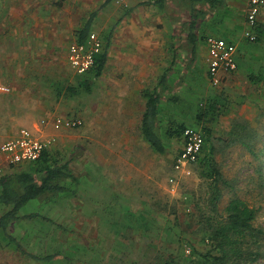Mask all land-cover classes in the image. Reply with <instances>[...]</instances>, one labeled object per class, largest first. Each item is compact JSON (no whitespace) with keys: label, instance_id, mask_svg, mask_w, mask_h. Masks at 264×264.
<instances>
[{"label":"rangeland","instance_id":"374dc122","mask_svg":"<svg viewBox=\"0 0 264 264\" xmlns=\"http://www.w3.org/2000/svg\"><path fill=\"white\" fill-rule=\"evenodd\" d=\"M134 1L133 5L124 6L117 0H83L80 4L83 3L84 7L69 8L67 12L68 30L83 25L95 13L94 27L97 29L93 28L91 32L99 33L104 41L110 35L108 68L106 77L101 79L94 80L95 73L91 70L81 81L71 71L67 50L75 39H66L64 47L56 50L58 60L50 55L29 58L10 56L8 53L16 50H7L3 54L0 47V85L10 87V92L0 90V146L21 129H29L27 124L20 123L18 132L8 136V108L10 103L17 106L14 102L23 100L21 74L24 72L2 69L7 67V63H16L19 59H23L26 65H36L40 77H47L43 79L48 87H43L45 91L54 94L59 90L67 100L78 101L76 109L79 111L64 116L79 118L83 122L80 127L62 129L58 135L44 138L48 140L46 149L53 160L71 161L73 172L79 177L76 194L50 201L37 199L29 202L21 210V215L38 212L50 220L22 219L17 222L10 230L23 250L0 238V264H146L145 261H152V253L166 255L178 264H193L191 261L198 252H206L215 245L212 227L207 222L209 216L222 220L228 203L235 196L258 209L255 224L264 228V8L259 17L262 31H257L254 41L249 38L247 0H222L221 3H226L228 8L222 7L220 13L198 20L195 61L190 55L191 48H180L185 56L179 58L183 59L187 71L173 67L177 70L174 87L177 99L167 104L168 112L159 123L162 134L166 131V123L172 120L176 124L183 122L187 127L209 130V140L215 146V159L229 182V185L222 186L223 193L214 212L209 201L212 193L210 179L202 172L199 162L183 170L174 169L183 146L182 137L172 139L169 152L165 155L154 151L146 141L134 144L139 147L137 152H110L104 148V137L112 131L114 123L110 117L118 108L113 97V67L114 32L120 30V17L125 21L122 22L125 33L134 32L135 39L142 32H169L172 38L175 34L181 37L184 33L187 37V31H190L189 24L184 22L191 19L187 12L191 6L187 3L170 2L166 14H162L159 7L152 8L139 0ZM174 12L179 13L178 18L173 15ZM210 36L235 43L240 66L246 69L248 76L259 75L262 79L252 82L246 77L237 79L233 76L228 82L214 85L208 75L209 56L205 49V39ZM62 64L72 73L57 75L56 66ZM243 72L240 67V74ZM30 74L33 75V72ZM84 81L90 86L88 98L91 101L94 99V107L91 106L89 112L97 113L100 106L108 116L104 121L110 123V129H104L102 135L98 134L97 121L93 119L89 120L94 123L91 124L93 132L90 137L85 134L87 122L80 108L88 91L79 88L84 87L79 84L82 82L85 85ZM166 82L170 86L174 83L171 80ZM70 88H77L74 96ZM99 93L104 98L100 105L96 103ZM214 102L220 108L217 114L209 110ZM141 111L142 108L140 114ZM202 111L204 117L199 118L198 114ZM237 119L247 121L254 130L252 150L241 142L229 144L224 140ZM99 155L106 164L102 160L99 162ZM101 162L104 169L99 168ZM6 172V169L0 171V175ZM1 210L4 209H0V214ZM57 251L66 256L45 261L31 257V254L43 257ZM252 264H264V256Z\"/></svg>","mask_w":264,"mask_h":264},{"label":"crops","instance_id":"0c3cea01","mask_svg":"<svg viewBox=\"0 0 264 264\" xmlns=\"http://www.w3.org/2000/svg\"><path fill=\"white\" fill-rule=\"evenodd\" d=\"M80 1L83 2V0H0V32L2 33V37H0V47L3 48L2 53L5 54L7 50L13 49L16 50V52H10L8 55L23 58L44 57L50 55L56 56L58 60L59 53L56 52V50L60 47H64L66 39H75L77 41L76 32L87 21L86 20L83 25L72 28L71 30H68L67 28V23H70L67 21V12H69V8L79 7L80 5L84 7V4H80ZM157 1L158 0H139V2H144V5H150L152 8L153 6L159 7L162 14H166L165 11L167 10L170 2H174V4L179 2L177 0H166L165 5H163ZM117 2H120L119 4H123L124 6L133 5L135 3L134 0H126L125 2L117 0ZM221 2L215 7H210L203 3H197L190 9H187V12L191 16L194 11L197 17L195 19H197L198 23V20L201 18L205 19L206 15L220 13V9L222 7H229L226 3L222 4ZM188 6L190 7V5ZM185 12L186 11H181L182 14H187V12ZM69 15H73L72 11H70ZM173 15L178 18L179 13L174 12ZM190 21L191 19H187L184 22L189 24ZM122 22L125 21H122V17H120V30L114 32L116 44L114 45L113 97L117 101L118 108L115 110V114L110 117V119L113 118L114 123L111 125V128L113 127L112 131L104 137V148L110 152H117V150H120L121 152H137L139 151V147L134 146V144H144L146 141L151 146V144L144 138L141 131L142 117L146 107V97L144 92L146 90L154 91L155 89H159V94H161V110L160 115L157 118V131L167 144L168 153L172 139L174 138H168L167 134H162L159 123L162 122L165 118L164 115L168 112L166 108L167 104L175 102L177 99V97L174 96V87L176 86L175 83L177 81L175 80L177 70L173 67H178V70L182 69L183 71H187L185 70L183 59L179 58V56H185V52L182 53L180 48L184 46L185 49L186 47L188 49L191 48L190 55L194 58L197 53L196 45H198V37L196 38L195 36L193 39L189 38L190 31H187V37L186 33H184L185 35L181 37H178L179 35L175 34L172 38L170 37L171 33L169 34V32L160 33L152 31L150 34L147 32L138 33V37L135 39V33L133 31L132 32L134 34L125 33L122 28ZM93 28L97 29L96 26L94 27V20L92 23V30ZM99 36L102 41L101 52H104L105 49H107L109 58L110 35L105 37V41L100 34ZM230 40L234 41L231 38ZM205 49L206 53H208L206 39ZM170 56H172V59ZM238 57L239 53L237 49V63L239 61ZM108 58L102 73L100 75L95 74L94 80L106 77ZM23 62V59H19L16 63H7V67L2 69L3 71L24 72L23 75L21 74L23 77L22 82L24 87V95H22L23 100L14 102V104H18L17 106L12 105L9 102L10 106L8 108V118L10 124L8 136L14 135L18 132L20 123L27 124L29 130L34 135L42 139L47 138L51 134L58 135L64 128L56 129L54 127L53 123L55 118L61 116L65 117V114L71 112H78L79 110L76 109V104H79V102L72 99L67 100L62 92L59 93V90H57L54 94L49 90L45 91L43 87L45 88L47 86L45 85L43 79L47 77H40V73L36 65H26ZM68 65L74 75H76L75 77L81 78V81L84 79L83 76L90 72L88 71L85 74L79 75L74 71L69 62ZM240 67L244 70L243 74H240ZM71 71L69 68L67 71L63 64L57 65L55 69L57 75L60 76H65L67 72H70L69 74H71ZM32 72L33 75L30 74ZM92 72H94V70ZM164 76L166 77L164 78ZM220 76L221 81L226 82H228L233 76L237 79L241 76L244 79L246 77L252 82L254 79L253 74L248 76L246 74V69L240 66L239 63L235 71H222ZM257 77H259V75H257ZM165 80H171L174 83L170 86L167 85ZM161 81H165L163 85H161ZM79 84L84 86L79 87L81 90H85L86 92L88 91L87 98L82 102V107L80 108L81 115L87 122L85 134L90 137V134L93 132L91 131V129H93L91 124L95 120L97 121L96 125H98V134L102 135L105 132L104 129H110V123H106L104 121L107 119L105 117H108L107 113H103L100 106L98 107L97 113L89 112L91 106L94 107V99L91 101L88 98L90 93L89 83L85 82L84 85V83L80 82ZM165 84L166 89L164 87ZM69 90L71 91L72 96H74L77 92V88H70ZM171 93L172 95H170ZM106 94L107 93H104V95ZM101 95L102 94L99 93L96 100L98 105H100L101 101L104 100ZM15 106L20 108L17 109ZM141 108L142 111L140 114ZM90 119H93V121L90 122ZM45 120L47 121L45 122ZM172 123L176 124V121L172 120L166 123V129L170 127L172 128L173 125H175H172ZM64 138L66 137L64 136ZM152 149L154 150L153 147ZM98 158L100 159L99 162L102 160L106 164V161L102 159L103 157L101 155H99ZM31 162L34 161L23 162L22 164H17L20 166L13 165L11 167L10 165L12 164L9 163L6 156H2L0 158V169L1 171L6 169L8 172L18 171L27 167V163L29 164ZM103 162H101V166H99V168H103ZM104 167L105 169L108 168L110 170V168L106 167V165H104ZM109 173L110 172H108V174ZM113 174L114 173L111 175Z\"/></svg>","mask_w":264,"mask_h":264},{"label":"trees","instance_id":"16d2710c","mask_svg":"<svg viewBox=\"0 0 264 264\" xmlns=\"http://www.w3.org/2000/svg\"><path fill=\"white\" fill-rule=\"evenodd\" d=\"M166 0H158L160 4L165 5ZM184 2L191 7L197 3H203L210 7L219 5L221 0H177ZM95 13L86 21V23L76 32L78 42H84L92 31V23ZM197 18L195 12H192L191 21L189 23L190 36L195 37ZM258 32H261L259 21L257 26ZM258 40V39H257ZM108 58V51L97 54L93 67L96 75H100L104 69ZM253 81L262 79L261 76L253 75ZM166 76H164L165 78ZM166 81V80H165ZM165 81H161V85ZM166 89V84H165ZM160 90H146V107L141 122V131L144 138L159 154H166L168 146L158 134V116L161 110V94ZM213 114L219 113V106L211 103L210 108ZM199 118L204 117V112L198 114ZM175 123H172V125ZM187 127L185 123H178L171 128H167L165 134L168 138L179 137L183 139L184 129ZM205 136L204 151L198 163L202 167L204 175L210 179L211 196L209 198L212 211H217V204L220 200L223 190L222 186L229 185L224 174L215 159L214 142L209 140V130L203 128ZM254 136V130L250 128L247 121L237 119L232 128L227 132L224 139L229 144L241 142L250 150L251 138ZM222 139V141H224ZM224 141V142H225ZM16 165V164H12ZM205 170V172L203 171ZM79 177L76 176L71 167V161L59 162L53 160L48 149H45L41 157L31 163H27V167L13 172H6L0 175V209L4 211L0 214V237L8 241V243L19 250H23V246L15 238L11 228L22 219H45L50 220L38 212L21 215V210L32 200L50 201L56 198H62L69 195H75ZM75 188V189H74ZM258 209L251 206L246 200L235 196L226 207L225 216L222 220H217L213 216H209L212 241L215 242L213 247L206 252H198L193 257V264H252L259 258L264 256V228L255 224ZM53 222V221H51ZM60 256H66L61 251L47 255L38 256L31 254V257L45 261L57 259ZM150 258L152 261H145L146 264H178L175 259H168L165 256L152 253Z\"/></svg>","mask_w":264,"mask_h":264},{"label":"built area","instance_id":"2783aa9c","mask_svg":"<svg viewBox=\"0 0 264 264\" xmlns=\"http://www.w3.org/2000/svg\"><path fill=\"white\" fill-rule=\"evenodd\" d=\"M125 2L126 0H121ZM264 8V0H247L246 19L250 27L249 38L256 40L258 21ZM209 69L208 74L214 85L221 83L222 71H235L237 63V46L235 43L217 36L206 39ZM102 41L98 33L91 32L86 41L73 42L68 47L67 59L74 71L79 74L87 73L94 65L96 55L101 52ZM0 90L9 92L10 87L0 85ZM83 124L75 117H56V129H71ZM46 139L34 135L29 129H21L11 140L0 146V158L6 156L10 164H20L38 160L47 146ZM205 136L201 129L186 127L183 132V146L175 162L174 169L183 170L186 166L197 162L203 153ZM1 171V169H0Z\"/></svg>","mask_w":264,"mask_h":264}]
</instances>
